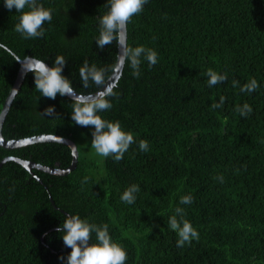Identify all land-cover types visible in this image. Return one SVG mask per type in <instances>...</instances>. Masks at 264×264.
I'll list each match as a JSON object with an SVG mask.
<instances>
[{
	"label": "trees",
	"instance_id": "trees-1",
	"mask_svg": "<svg viewBox=\"0 0 264 264\" xmlns=\"http://www.w3.org/2000/svg\"><path fill=\"white\" fill-rule=\"evenodd\" d=\"M40 3L55 9L43 25L45 36L23 39L14 30L21 13L0 0V108L16 76V58L34 57L51 67L63 56L62 75L84 95L97 90L91 81L82 86L84 60L114 66L115 42L102 50L95 43L107 0ZM125 41L154 49L159 59L149 67L142 57L139 78L124 63L118 96L109 97L112 108L100 113L134 135L119 162L102 157L98 167L80 155L73 126L90 141L94 128L72 121V100L40 96L34 75H24L1 136L58 135L75 145L77 161L63 176L29 173L12 161L0 165V264H63L59 257L71 249L55 231L66 217L62 212L107 224L112 241L127 253L125 264H264V0H148L127 24ZM208 69L227 79L209 87ZM251 79L259 87L241 92ZM221 96L223 106L213 109ZM245 103L252 112L241 116L236 109ZM49 106L57 115L41 116ZM140 140L148 141V151L139 149ZM9 156L54 168L71 160L65 145L52 142L0 148V160ZM133 184L140 191L128 204L120 197ZM188 195L193 202L180 204ZM177 207L199 234L183 247L168 226Z\"/></svg>",
	"mask_w": 264,
	"mask_h": 264
},
{
	"label": "clouds",
	"instance_id": "clouds-1",
	"mask_svg": "<svg viewBox=\"0 0 264 264\" xmlns=\"http://www.w3.org/2000/svg\"><path fill=\"white\" fill-rule=\"evenodd\" d=\"M147 3L148 0H107L105 7L108 8V11L98 21L99 36L95 40L97 48L102 50L106 45H112L115 42L120 49L119 63L121 65L130 64L132 75L135 78H139L141 75L142 57L147 61L149 67L156 65L159 59L158 53L154 49L146 48L143 45L130 47L122 39L127 24L133 16L142 12L143 6ZM4 7L9 11L15 9L16 12L21 13L14 30L23 39L43 38L46 31L43 25L45 22L51 23L52 14L55 11L51 7H44L40 0H4ZM17 61L21 63L23 73L30 72L34 75L35 89L40 93V96L55 100L59 94L72 99L71 119L76 125L94 128V131L91 132V147L98 155L105 158L111 156L114 162L123 159L129 147L135 143L133 133L122 130L120 121H108L100 115L101 112L112 108L109 97L118 96V93L114 91L115 85L109 83V73L114 66L98 67L95 63L90 65L88 60H84L79 69L82 86L89 87L91 81L99 89L95 95H84L78 94L73 88L71 80L62 75L67 62L63 56H56L51 67L44 60L34 57H25L23 61ZM206 75L209 87L227 79L226 73L219 74L212 69H208ZM232 86L239 87V82L233 80ZM258 87V82L251 79L240 87V91L251 93ZM224 101L225 97L221 96L219 103H213L211 107L213 109L221 108ZM236 110L241 116H247L252 112L251 106L247 103ZM39 114L43 117L57 115L54 106L46 107ZM139 149L144 152L148 151V141L140 140ZM87 179L85 177L83 182H87ZM217 179L221 183L224 181L223 176H218ZM139 191L138 185H130L120 199L132 204ZM192 202L191 195L180 199V204H191ZM168 226L178 236L177 247H183L186 243H191L193 239H199L197 230L184 218V210L180 207H177L175 215L169 218ZM55 231L62 233L64 245L71 249L67 257H59L63 264H125L127 253L121 245L112 241L107 224L98 226L86 219H81L79 215L68 214L62 225L58 226ZM93 234L95 243L92 242Z\"/></svg>",
	"mask_w": 264,
	"mask_h": 264
},
{
	"label": "water",
	"instance_id": "water-1",
	"mask_svg": "<svg viewBox=\"0 0 264 264\" xmlns=\"http://www.w3.org/2000/svg\"><path fill=\"white\" fill-rule=\"evenodd\" d=\"M122 39L125 40V33H124V36L122 37ZM119 52H120V49L116 46V58H115V62H114V67H113V70L109 74V78H110L109 83L112 85L116 84L117 79L121 73L122 65L119 63V60H118ZM24 58L23 59L16 58V60L23 61ZM17 63H18V69L16 72L15 79L13 81V84H12L9 92L7 93L5 99L2 103L1 108H0V128H1L2 121L5 117L6 111L9 107V104H10L13 96L17 92L18 87H19V85H20V83L23 80V77L25 75V73L22 72L21 63L18 61H17ZM13 89H15L16 91L14 92ZM98 90L99 89H97L94 93L86 94V95H95V93ZM65 97L72 100L68 96H65ZM45 142L62 144V145H65L70 150L71 160H70V164L66 168L47 167L44 165L36 164L34 162H31V161L21 160L19 158L11 157V156L1 159L0 165L2 163H4L5 161H12V162L16 163L17 165H19L26 172L31 173L32 170H37V171H41L43 173H46L48 175H54V176L66 175L67 173H69L71 170L74 169L76 161H77V150H76L75 145L67 138L60 137L58 135H52V134H42V135H37V136L26 137L23 139L5 140L0 134V148L6 149V150L16 149V148L23 147V146L30 145V144H34V143H45ZM49 201H50V204L52 205V207L54 209H56L53 206V202L50 198H49ZM56 210H58V209H56ZM58 211L60 213L62 212L60 210H58ZM62 213L67 216L66 213H64V212H62Z\"/></svg>",
	"mask_w": 264,
	"mask_h": 264
},
{
	"label": "rangeland",
	"instance_id": "rangeland-1",
	"mask_svg": "<svg viewBox=\"0 0 264 264\" xmlns=\"http://www.w3.org/2000/svg\"><path fill=\"white\" fill-rule=\"evenodd\" d=\"M72 133L74 136V142L78 149V153L82 156L92 159L93 161H96V166H101V162L99 161L102 160V156L98 155L95 150L91 147V141L83 137L78 132L75 126H73Z\"/></svg>",
	"mask_w": 264,
	"mask_h": 264
}]
</instances>
